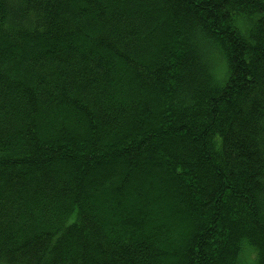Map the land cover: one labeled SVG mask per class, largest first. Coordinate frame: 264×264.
Instances as JSON below:
<instances>
[{
    "label": "trees",
    "instance_id": "obj_1",
    "mask_svg": "<svg viewBox=\"0 0 264 264\" xmlns=\"http://www.w3.org/2000/svg\"><path fill=\"white\" fill-rule=\"evenodd\" d=\"M0 264H264V0H0Z\"/></svg>",
    "mask_w": 264,
    "mask_h": 264
}]
</instances>
